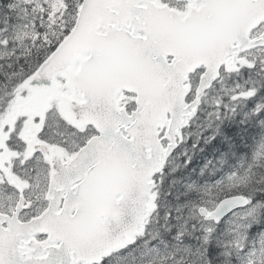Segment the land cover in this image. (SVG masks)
I'll list each match as a JSON object with an SVG mask.
<instances>
[{"label": "snow or ice", "instance_id": "obj_1", "mask_svg": "<svg viewBox=\"0 0 264 264\" xmlns=\"http://www.w3.org/2000/svg\"><path fill=\"white\" fill-rule=\"evenodd\" d=\"M0 7L18 10L14 39L37 50L26 68L19 62L31 54L27 44L11 62L15 48L0 54V264L122 262L157 206L172 142L206 90L221 73H264V58L248 59L249 49H264V0H15ZM9 26L5 14V48ZM258 91L237 84L214 105L235 112ZM257 113L264 103L248 115ZM261 158L264 131L248 171L264 167ZM226 195L198 213L217 220L223 205L250 203ZM244 240L237 253L262 264L264 247L245 252ZM170 260L181 264L172 256L161 264Z\"/></svg>", "mask_w": 264, "mask_h": 264}, {"label": "trees", "instance_id": "obj_2", "mask_svg": "<svg viewBox=\"0 0 264 264\" xmlns=\"http://www.w3.org/2000/svg\"><path fill=\"white\" fill-rule=\"evenodd\" d=\"M15 0H0V5L14 3ZM15 11H8L6 7H0V20L5 14L8 16L11 24L15 23ZM8 28V29H9ZM7 29V30H8ZM7 36V33H5ZM8 37V36H7ZM31 49V54L28 57H21L20 64L24 65L25 59H32L37 54V50L31 47L29 41H25ZM9 51L13 48L16 51L12 57L7 59L11 62L15 56L20 55L23 47L17 48L16 45L9 42ZM0 63L4 61L0 60ZM15 70V66L14 69ZM238 73H233L230 76H236ZM260 78H255L258 81ZM257 85L259 89L257 93V104L264 103V78ZM255 106L249 104L248 109H253ZM250 111V110H248ZM241 112L221 111L219 118H213L216 129L210 125L203 126L200 133L189 141L187 155H181L178 163H175V168L171 164H167L164 172L167 174V180L163 182L157 194L156 208L152 212L153 216H158L162 210L168 209L175 211L181 207V203L197 199L200 195L194 186H203L205 182L212 183L216 180L226 181L227 174L235 173L236 177L249 176V181L245 183L223 184L211 190V199L218 202L225 197L227 192H233L240 195H245L251 199L252 204L261 206L259 212L258 226H264V167H253L248 171V165L251 163V151L254 143L261 137L264 131V113H257L248 119L241 116ZM177 153L175 154V156ZM264 164V158L259 161ZM205 184V185H206ZM169 221L171 218L168 219ZM156 222L148 221V227H156L159 230V225L154 226ZM254 226L250 231L253 234ZM162 231H164L162 229ZM178 228H172L168 235H176ZM230 235L223 226H219L211 235L209 243L205 247V255L208 262L212 264H226V251L229 248L228 241Z\"/></svg>", "mask_w": 264, "mask_h": 264}, {"label": "rangeland", "instance_id": "obj_3", "mask_svg": "<svg viewBox=\"0 0 264 264\" xmlns=\"http://www.w3.org/2000/svg\"><path fill=\"white\" fill-rule=\"evenodd\" d=\"M17 11H15V20ZM19 22L17 20L15 21V23ZM6 33L9 42L16 45L17 48L24 46L26 40L23 42L15 41V33L12 27ZM6 51H9L8 45L6 48L0 46V54ZM253 58L259 64L260 59L264 58V50L251 51L248 54V59L251 60ZM255 78H264V73H250L242 69L236 76H227L225 79L221 78L217 85L202 97L199 114L193 120L191 127L187 129L184 142L179 147V152H177V155L170 162L172 168H175V163L179 162L181 155H187L188 152L186 151L188 150L189 139L196 136L197 131H200L203 125H210L213 129H216L213 118H217V113L220 116L221 111L214 105V101L216 99L227 101V95L231 94L230 90L237 84L245 87H257L261 80L256 81ZM256 99L257 95L253 100L245 104L237 105L236 111L241 112V110L247 109L249 104L256 105ZM233 174L235 173L227 174L226 181L216 180L208 184L205 182L203 186H200L201 188L194 186V189L197 190L200 197L191 200V203L189 201H186L184 204L181 203V207L175 211L165 209L162 210L160 215L152 216L151 220L156 222L154 226L159 225V230L157 231L156 227H152V230L146 227V232L137 237L135 242L126 249V251H131V256L122 262L113 260V264H161L162 258L170 256L174 257V260L180 261L181 264H208L207 257L204 253V245L208 243L216 227L212 223L204 222L198 216L197 211L199 207H209L212 203L210 193L213 188L223 184H234L236 182L235 179H229ZM4 206L7 207V202H5ZM260 210L261 206L258 203L253 204L244 210L234 213L225 221L224 226L230 235L231 245L235 247L236 242L244 236L245 240L242 242L245 244V252L250 248L259 249L264 247L263 225L256 228L252 235L249 233L251 227L258 222ZM169 218H171L170 221L168 220ZM176 227L178 231L175 237L168 235L169 233L167 232ZM208 229H211V231H208ZM177 234H182L179 240L176 238ZM205 237H207V240H205ZM201 240L203 245L197 244ZM229 256L231 259L228 264H246L243 254L237 253L236 249L234 253H229ZM261 262L264 264V258H261ZM168 264H173V262L170 260Z\"/></svg>", "mask_w": 264, "mask_h": 264}, {"label": "water", "instance_id": "obj_4", "mask_svg": "<svg viewBox=\"0 0 264 264\" xmlns=\"http://www.w3.org/2000/svg\"><path fill=\"white\" fill-rule=\"evenodd\" d=\"M253 49H256V48H253ZM253 49H249L248 51H250V50H253ZM219 77H217V79H218ZM216 79V80H217ZM216 80L213 82V84L216 82ZM210 89V88H209ZM209 89H207V90H209ZM206 90V91H207ZM194 117V116H193ZM193 117H191L184 125H182L181 127H180V129L178 130V136L180 137L181 136V131H182V128L183 127H187L188 126V124H189V121L193 118ZM173 146L169 149V151H168V153H167V155H166V157H165V159H164V162H163V166L162 167H164V165H165V163H166V161H167V159H168V157L171 155V153L173 152V150H174V148L176 147V142H175V139L173 140ZM227 199V198H226ZM247 199V198H246ZM249 205V203L248 204H243V203H231V204H225V205H223L222 207H221V209H220V211H219V213L217 214L218 215V219L217 220H207V219H205L206 221H213L215 224H218L222 219H224L225 217H227L228 215H230V213H232V212H234V211H237V210H239V209H243V208H245V207H247ZM200 215V214H199ZM201 216V215H200ZM149 217H150V215H149ZM149 217L147 218V220L149 219ZM202 218H204L203 216H201ZM113 227H115V226H113ZM117 230H119V229H117Z\"/></svg>", "mask_w": 264, "mask_h": 264}, {"label": "bare ground", "instance_id": "obj_5", "mask_svg": "<svg viewBox=\"0 0 264 264\" xmlns=\"http://www.w3.org/2000/svg\"><path fill=\"white\" fill-rule=\"evenodd\" d=\"M17 20V19H16ZM10 29V28H9ZM245 198H247V199H249L250 200V203H249V205L247 206V207H245V208H243V209H239V210H237V211H241V210H244V209H246V208H248L249 206H251V205H253L252 204V202H251V199L249 198V197H247V196H245V195H243ZM204 221V220H203ZM258 222H259V220H258ZM258 222H257V227L256 228H258L259 226V224H258ZM256 225H253L252 227H251V229H250V231L252 230V228L254 227V226H256ZM255 228V229H256ZM254 229V230H255ZM250 231H249V233H250ZM190 234V233H189ZM186 235V234H185ZM251 235V234H250ZM208 244V243H207ZM228 245H229V248L227 249V251H226V264H228V262L230 261V256H229V253H234V246L233 245H231L230 244V238H229V241H228ZM204 249H205V247H204Z\"/></svg>", "mask_w": 264, "mask_h": 264}, {"label": "flooded vegetation", "instance_id": "obj_6", "mask_svg": "<svg viewBox=\"0 0 264 264\" xmlns=\"http://www.w3.org/2000/svg\"><path fill=\"white\" fill-rule=\"evenodd\" d=\"M200 109V108H199ZM199 109H198V111H199ZM198 113V112H197Z\"/></svg>", "mask_w": 264, "mask_h": 264}]
</instances>
